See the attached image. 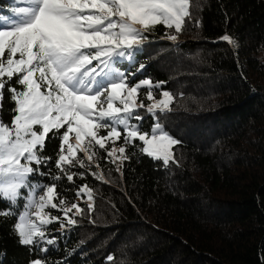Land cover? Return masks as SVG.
Here are the masks:
<instances>
[{
    "label": "trees",
    "instance_id": "1",
    "mask_svg": "<svg viewBox=\"0 0 264 264\" xmlns=\"http://www.w3.org/2000/svg\"><path fill=\"white\" fill-rule=\"evenodd\" d=\"M9 2L0 0V13ZM189 11L179 33L157 25L129 63L118 62L132 81L159 84L157 97H174L170 110L155 112L179 141L173 159L148 156L137 139L120 165L99 150V169L72 168L85 173L74 183L54 180L61 174L51 161L39 166L30 181L58 185L69 207L87 185L92 207L79 202L74 224L46 209L60 220L43 226L44 240L24 245L14 230L21 197L13 215L0 216V264H264V0H190ZM226 34L235 46L221 39ZM8 97L0 119L10 125L15 105ZM147 117L141 131L154 122ZM59 144L46 141L41 155L55 157Z\"/></svg>",
    "mask_w": 264,
    "mask_h": 264
},
{
    "label": "snow or ice",
    "instance_id": "2",
    "mask_svg": "<svg viewBox=\"0 0 264 264\" xmlns=\"http://www.w3.org/2000/svg\"><path fill=\"white\" fill-rule=\"evenodd\" d=\"M22 2L24 6L13 8L11 16L0 15V113L4 111L5 93L15 105L10 125L0 119V200L8 204L0 209V216L13 215L12 209L22 197L20 190L30 186L27 178L50 161L61 174L54 180L65 177L74 183V177L83 178L85 173L73 172L72 168L87 170L95 165L99 169L94 159L99 150L113 163L125 160L127 146L138 139L144 145L143 153L168 164L171 148L179 141L159 122L151 133L130 123L143 119L137 112L145 107L142 101L137 103L139 90L147 89L146 98L151 101L152 88L160 85L150 80L129 84L125 73L114 65L119 58L131 59V50L138 48L147 39L144 33L157 25L179 33L190 16V0ZM221 39L235 46L231 36L226 34ZM14 85L23 86L22 90ZM160 95L161 99L148 105L149 113L170 110L174 97L167 91ZM101 130L107 134L101 135ZM56 138L60 141L56 156L41 155L46 141ZM119 140L122 144L117 148ZM92 175L103 179L102 173ZM57 187L31 186L26 211L14 225L22 244L35 245L44 240L43 226L60 220L46 209L63 212L68 224H74L73 217L83 212L76 203L69 207ZM38 188L42 195H37ZM82 194L91 200L87 185L77 189L76 195ZM32 264L42 262L37 259Z\"/></svg>",
    "mask_w": 264,
    "mask_h": 264
},
{
    "label": "rangeland",
    "instance_id": "3",
    "mask_svg": "<svg viewBox=\"0 0 264 264\" xmlns=\"http://www.w3.org/2000/svg\"><path fill=\"white\" fill-rule=\"evenodd\" d=\"M8 4H10L11 7L7 10V12H6L5 14H3V13H4V11H3V12L0 13V15L2 14V15H4V16H11V15L13 14V12H12V9H13V8L20 7V6H24L22 0H10V2H9ZM137 27H140V26L137 25ZM131 51H132V50H131ZM119 60H124V61H126V63H129V62H130V59L127 58V57H125V58H119ZM114 66H115L119 71L125 73V75L128 77V82H129V84L137 83V82H140V81H143V80H149V79H141V80H137V81H132L131 79H132L134 73H133V72H128V71L126 70V68H127V64H124V66H120L118 63H116ZM14 86H15V85H14ZM22 87H23V86H22ZM141 89H143V88H141ZM141 89H140V90H141ZM18 90H22V89H18ZM140 90H139V93H140ZM146 92H147V91H146ZM146 92L144 93V97H143V98H139V95H138V98H137V103H140V102L142 101L143 104L145 105V107H143V108H138V109H137L138 114H139L140 116H142L143 119L145 118V120L142 119V120L137 121V120H135V119H132V120H130V123H131V124H137V125L140 126L141 123H144V122L148 121V117H147L148 115H152V117H153V119H154V122L151 124V127H150V131H149V133H151V129H152V127H153L158 121L156 120V116H155V114H153V113H149V112L147 111V107H148V105L154 104L156 100H159V99H161L162 97H161V95H159V96L157 97V96L154 94V89L152 88V93H153V97H154V99L150 101V100H148V99L146 98ZM162 92H163V91H162ZM162 92H161V93H162ZM161 93H160V94H161ZM157 110H158V109H157ZM161 126H162V125H161ZM162 128H163V127H162ZM142 132H145V131H142ZM106 134H107V133H106L105 130H101V135H106ZM142 144H143V143H142ZM120 146H121V144H119V142L116 141V147L119 148ZM143 147H144V145H143ZM171 151H172V148H171ZM80 155L82 156L83 154H80ZM172 159H173V153H172ZM172 159H170V160H172ZM121 162H122V160L117 159L115 163H116L117 165H120ZM27 179H28V181L30 182V186H29V188H24V189L26 190V194H23V193H22L21 190H22L23 188L20 190L21 193H22L23 204H22L21 208L19 209L18 217H17V222H18V218H19V216L23 215V214L25 213V211H26L27 197H28V193H29V191L31 190V186H34V185H36V186H42L41 184H39V183H37V182H32V181H30L29 178H27ZM42 194H43L42 189H41V188H38V189H37V195H42ZM84 195H86V194H84ZM82 201H84V202H86V203H89V204H90V202H91V200H89V198H88V195H87L86 197H83V194H82L81 196H78V197H77V201H76L75 203L79 205V202H82ZM18 206H19V201H17V204H16L15 207H18ZM32 211H35V210L33 209ZM73 212H75V210H73ZM32 219H33V220H36V217L33 216ZM17 222H16V223H17ZM37 223H38V221H37ZM33 261H34V260H33ZM33 261H31L29 264H32Z\"/></svg>",
    "mask_w": 264,
    "mask_h": 264
}]
</instances>
